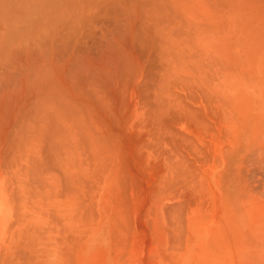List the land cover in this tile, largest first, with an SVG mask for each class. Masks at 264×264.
<instances>
[{
	"label": "bare ground",
	"instance_id": "bare-ground-1",
	"mask_svg": "<svg viewBox=\"0 0 264 264\" xmlns=\"http://www.w3.org/2000/svg\"><path fill=\"white\" fill-rule=\"evenodd\" d=\"M109 7L111 8L109 9ZM100 17L107 19L109 23L111 22V32L117 33L121 39L117 36V38H109L110 40L106 39L104 32L106 27H104V31H102V27L99 28L100 26L98 27L100 35H95L93 23ZM100 25H102V22ZM88 41L90 42L89 46L86 45ZM237 48L241 50L243 57H236ZM85 50H88L86 54L84 53ZM137 50L139 55H143L140 64L139 62L136 63L137 58L134 55V51ZM89 52H94L95 55L91 56ZM133 56L135 57V62H133ZM134 63H136V65ZM148 65L151 66V69H157V73L159 72L158 75H156L157 73L153 71L155 69L152 70L154 74L156 73L155 75L156 77L158 76V78H149V82L153 83L152 87H154V94L150 96L145 92L147 94L145 105L148 104L147 108H149V110L144 105L146 108L144 112H146V110L147 113L150 111V114L148 113L150 118H148L151 120H149L150 125H152L150 128L155 130L154 138L156 139V143L162 142L161 145L164 146L163 141H167L164 137L171 136L168 139L170 141L174 140V143L178 142L176 146L174 145L177 148L180 146V143H187V147H185V144H182V146L184 145L187 151L189 148L190 152L188 154L192 155L191 151L194 148L192 150H190V148L196 147V141L194 142V140H198L199 138L201 139L200 141L203 140L202 144H204V141H207L209 137H207V140L202 139L205 138L206 135L211 134L209 138L213 141L217 137L214 138V135H216V132L220 129L213 126H216L214 122L217 123L216 120L218 119V122H220L217 125L221 123L223 128H221V131H224V134L220 132V138L222 140L224 139L223 142L220 143L227 144V146L221 145L222 150H220L222 158L220 161L216 159L218 158L217 155H214L216 158L212 155V157H214L213 161L216 163L217 160V164L214 165L210 173H206L207 170L204 169L200 170L208 174L205 175L201 173L200 179L204 180L200 182V189L202 190V187H204L203 189L211 194L209 195L207 193L211 202H204L206 197H203L206 194L203 192L202 194L200 192V194L203 196L202 200L204 204L206 203L205 205L210 204L209 207L211 208V204H213L214 209H218L215 211L216 215L213 216L214 219L207 217L209 214L205 217L204 210H202L204 205H202L200 201V207H202L200 208L197 199L194 198V195H196V197L199 195L195 194V192L200 191L197 190L199 189L197 188V183H199L196 178L198 177L197 172L195 171V173L193 171L196 166L193 167L191 163L190 165L193 168L189 165L191 169L186 171L185 168H188L187 164L184 163L186 159L183 157L184 162H182V155H180V159L177 152V158L175 159L174 157L173 159H179L176 161L179 165L178 169L176 168V163L169 166L167 162L163 161L164 159L162 160L164 155H161V158L155 155L158 154L159 151L156 153L157 150L155 149V151L152 149L155 155L154 157H156L155 159L157 160L158 158L162 160L165 166L162 167V169L165 168L164 170H166L167 168L169 169V167L175 166L173 169H170L173 175H171V177H173V181H171L172 188L174 187L173 189L176 190L177 187L181 185V187L184 186L183 188L185 189L180 187L178 189L181 190V193H179L180 191L178 189L177 193H174L169 183V186H167L170 188V193L167 194L171 195L169 199L165 195V192H163L164 195H161L162 192H158L159 189H163L166 186L164 185L166 183H162V188L159 187L158 190H156L158 187L154 185V187H157L154 192H157L156 194H159L161 198L162 196H165L164 198L167 197L168 201L178 198V193L180 194L179 199L176 202L173 201V204H171V202L167 204L164 203L161 206L162 209H160L164 214L162 213V216L157 215L155 219V224L163 226L162 228H164V226L168 228V237L166 236L168 233L167 228L165 229L166 231L164 230V232H166V239L170 237V241H168L174 242L172 244H176V249H178L175 260H172V263L168 262V264H264V189L261 193L255 190L257 189L255 187H261V183H258L261 182L260 180L264 181V177L261 179L260 175V180L256 182L257 178L254 179V174L249 173L251 176L253 174L252 177L254 178H250L256 180L255 182L258 184V186L254 185L255 187L250 185L255 189L250 188L248 184L246 185L249 186V189L246 188V185L244 188V186L240 184V180H238L241 178L240 175L246 173L243 168L244 163L246 164V162H249L251 158L255 159L256 156L260 157V154L264 152V0H0V168L6 163L8 167L11 166L14 176H16L18 180L22 179V181L25 182L22 184L24 190L22 194L24 195V192L28 193H26V200L29 202H26L28 203L27 205H31V202L33 203L34 199L36 200V197L39 196L36 194L39 192V188L42 187L41 184L37 182L41 181L40 183L43 185L47 184L43 175L48 171V176L51 177V179L53 178L54 172L51 173L48 170L51 164L52 167H55L53 163H56L54 169L57 168L58 170L59 167H57V163L59 161H64L63 159L66 158L64 163L65 167H63V169L59 168V174L54 175L61 176L62 173L61 178L64 181L60 179V176L57 177L60 183L62 182L64 184L61 183V185L59 182L56 183L59 185V188L61 186V190L57 189L56 192L59 193V195L61 194L60 191L62 192L61 196L56 193V197H61V199L64 197L69 198L67 194L69 191L71 195L69 196H74L75 198L71 202L73 209H75L74 214L73 212L71 213V220L73 221L75 217L78 221L80 220V222L87 220L86 228L82 229L77 237H71L73 238H70L71 241H69L70 239L68 238V264H118L116 257H113L109 252L112 238L111 234L116 238V232L113 230L115 232H113L114 235L111 233V229L108 226V219L104 214L102 215L99 202L97 201L96 204L92 196L91 198H86L87 200L84 199L79 178H83L84 175H90L93 169H95L96 172L98 169H101L100 148L103 146L101 144L102 137L100 133L98 134L99 136L96 135L98 133L96 130V132L93 130V132H91L90 128L93 126V123L91 125L90 120H92L94 116L92 109L94 108L96 112H98L96 115L103 114L100 109H104V111L107 112L106 115H109L111 109H109V105L106 102L108 100L107 97H110V95L105 94V92L109 90L107 87L116 86V79L118 80L119 78V81L124 84V77H129V79L135 80V83H133L137 87L136 89H138V84L140 88V86H143V83L145 85L147 82L145 78L146 75H144L146 72L144 68L146 67L147 69ZM244 66L246 67L245 74ZM148 71L149 69L147 72ZM216 73H219V78L223 76L225 78L220 80L216 79ZM220 74L223 76H220ZM121 76L124 77L121 78ZM129 79H125L127 80L126 84ZM119 81L116 83L119 84ZM176 83H182L188 86L190 88V94L192 90L194 91L193 94H197L194 95L198 96L204 103H200L204 105L202 108L203 111L201 110L203 105L198 106V108L200 107L198 109L197 104H195L198 99L197 97L192 96V102L194 103L192 107V103L191 105L185 104L180 97L172 93L171 87ZM224 83L227 84L220 88L219 85ZM102 84H106L105 86L107 89L105 86L103 87ZM107 84H109V86H107ZM132 88L134 89L133 86ZM111 89L110 90L113 91V88ZM110 90L108 93H112ZM148 91L149 89L147 92ZM138 92H140V90ZM151 92L153 93V91ZM123 96L121 95V101H124ZM193 97H195V100ZM106 98L107 100L105 102L104 99ZM123 103L124 105L120 107L124 106L125 108V101ZM144 107H142L143 110ZM117 109L121 108L117 107ZM117 111L118 113L120 112L119 110ZM91 112L92 118L89 120ZM103 115L105 116V114ZM174 115H177L178 118L180 117L181 120H184L187 124L193 126L195 124L196 127L198 126L197 128L200 132H204L206 135L204 134L205 136H203L202 134L203 137L201 138V136H195L197 133L195 134L194 130V133L190 130V136H178V134H175L169 129V119ZM122 117L126 116L123 115ZM141 118L145 119L144 116ZM98 120H101L102 123L103 119ZM133 124L130 125L132 126ZM116 125L119 124L116 123ZM95 127L93 126L92 129ZM125 129L128 128L125 127ZM212 129L216 131L213 130L212 132ZM200 132H198V134H201ZM171 134H175V136ZM149 135L150 134H148V136ZM148 136L147 138H149ZM151 137L152 136H150V139ZM148 141L150 142V140ZM149 142L148 145L151 143ZM197 142H199V140ZM108 143H110V141ZM189 143L193 146H190ZM207 143L209 144V142ZM154 144L153 141L152 145ZM165 145L168 146L167 144ZM199 145H201V142L200 144L198 143V147L195 149L197 152H193L200 156L198 159L202 157V160H204L205 157H203V155L206 152L204 151L205 153L202 155L203 150L200 149L202 145ZM213 145L216 147L215 144ZM107 146L108 145H106V147ZM43 147L45 149L47 148V150H44L49 154L45 151L43 152ZM139 147L141 146H138L137 149H139ZM244 147H246V150H249V152L251 151L255 154L254 157L248 159L249 161H247L246 158L250 156L246 155L247 157L244 158ZM209 148H211V144ZM168 149L167 151H169ZM199 149L202 150L200 154ZM105 150H108V148ZM213 150L214 154L217 149L214 148ZM103 151L104 149L102 152ZM109 151L111 150H108V152ZM163 151L165 152V150ZM161 152L160 150L159 155L162 154ZM171 152L173 151L171 150ZM166 154L169 155L168 152ZM168 155L166 156L168 157ZM183 155L187 158V154ZM196 155L195 159L198 160ZM43 156L48 158L47 161H45L46 157L44 159ZM61 157L62 160H59ZM244 159L246 162H244ZM44 161L47 162L48 165L50 164L49 168L46 169L48 165L46 163V166ZM142 161H144L143 158ZM179 161L187 166H184L182 173H180L182 167H180L181 162ZM234 161L235 163L233 164ZM186 162L190 163V161ZM253 162L254 161H252V163ZM60 163L59 165L61 166L62 163ZM182 163L181 166L183 165ZM249 163L251 164V161ZM158 164H160L159 161ZM258 165L260 166L259 162ZM232 166L234 169H232ZM43 167L46 171L43 169L45 172L41 175L44 177L45 183L42 180L43 177L39 174L43 172L41 171ZM148 167L151 168L150 166ZM198 168L200 169L201 167L199 166ZM61 170L62 172H60ZM195 170L198 171V169ZM166 171H160L161 175L159 174V177L164 176L163 172L166 174L170 173ZM173 172L175 174H173ZM50 173L53 175H50ZM167 175L166 177L168 178H165L168 181L170 175ZM232 175L235 178H233ZM229 176H232V178L230 177V179ZM40 177L42 179L39 180L38 178ZM161 177L159 179L155 178L157 179V184L161 183H159ZM57 178L55 177L56 181L58 180ZM177 178L179 180H177ZM6 179V182L9 181ZM47 179L49 178L47 177ZM194 179H196V181ZM81 180L82 182L85 181H83V179ZM248 180L249 183L252 184L250 179ZM13 182L15 183V180H12V183ZM163 182H165V180ZM187 182H195V187L193 183L189 184ZM185 183L187 186L190 185V187L185 186ZM150 186L153 185L150 184ZM13 187L15 188V190L12 188L15 193L13 190H11V192L13 194H18L19 190L15 186ZM48 187L49 186H46V188ZM51 187L52 186H50V192ZM85 187L87 188L88 184L87 186L85 184ZM30 188H34L35 192ZM52 188L54 189V187ZM26 189L28 191H25ZM186 190H188L190 194L187 193ZM41 191L39 193H41ZM182 191H186V195L189 194L187 197L190 198L191 202L188 201L189 199L187 200V197ZM11 192L9 195H12ZM148 192L150 193V191ZM50 194L48 196L52 198L53 196ZM63 194L66 196L62 198ZM151 194L148 196L150 200L152 199V205V201L156 200L157 202V199H154L156 194H154L155 196ZM42 195H40V198L44 197ZM201 195H199L200 198ZM12 196L9 197L11 198ZM185 197L189 203L184 199ZM164 198L161 200H164ZM10 200L11 199H9V201ZM167 200L165 199V201ZM184 201H186L185 203L187 204H185ZM14 202L13 200V204L19 205L17 201ZM191 203H193V205ZM120 205L122 204L120 203ZM14 206L12 207L13 211L19 209L16 208L17 206ZM0 207L7 209L1 188ZM37 207L36 210L38 209ZM92 207L93 210L96 208L98 211L99 216L97 218L94 211L92 212L91 210L90 213L88 210L87 212L84 211V208L92 209ZM151 207V213L153 214L154 207ZM197 207L201 210L199 209L200 211H198ZM210 208H208V210ZM154 209L157 208L155 207ZM51 210L52 209H50V211ZM83 211L84 213H88H85L87 218H85ZM144 211L145 210H143V212ZM150 211L151 210H149L148 213ZM15 212L13 216L14 214L16 215ZM53 212L54 210H52V218L48 215L52 220L55 218L53 217ZM123 212L125 213L124 210ZM210 212L208 211V213ZM151 213H149L150 216L152 215ZM165 214H167V216ZM111 217H113V215ZM17 218H19V215ZM115 218L116 222L119 223L118 217ZM148 219L150 220L149 217ZM14 220L13 222H15ZM54 220L53 223H57V221ZM58 220L57 225L59 226L62 221L60 219ZM16 221H19V219ZM93 221H95V223H93ZM149 222L150 221L147 223L144 222L145 226ZM120 223L118 227H123L120 226ZM212 224L216 228L213 231L211 229L210 240L208 238L209 248L211 243V247L213 246V249L209 250L204 247V244H207L208 241L202 242V240L209 234ZM4 225H6L5 221L0 218V251H2V246L5 243V240L4 243H2V235L4 233L2 230ZM11 225L12 224H10V226ZM53 227L52 225V231ZM62 227L59 226L58 231L61 230L60 232L63 233L65 228L63 227L64 230L62 231ZM154 227L155 226H153V228ZM20 228L24 232L22 225H20ZM147 228L146 226V229ZM8 229L11 228L8 227ZM150 229L149 224V229H147V231L150 232ZM128 230L129 229L126 231L127 233ZM22 231L19 230V235ZM26 231L27 240L34 237L35 230L31 228V226H29V229H26ZM43 231L46 232L45 230ZM60 232H58V234ZM149 232L147 233L149 234ZM62 233L60 234L62 235ZM42 235L40 237H42ZM68 236L69 235H67V237ZM13 237L15 236L13 235ZM18 237L19 236L15 238V243ZM128 237L126 239H128ZM120 241L119 243L122 244V241ZM166 241L167 240H165V242ZM168 241L166 243H168ZM195 241H198V243L194 248L195 250H193L192 256L190 255L189 258L190 247L195 244ZM125 242H129V240H125ZM119 243L117 242L116 244L119 245ZM18 244H21V242ZM172 244H170L172 248L169 247L170 245H166L167 250H169L168 247L170 249L174 248ZM126 245L129 244L126 243ZM158 245L157 243V246ZM13 246L14 242L6 249L11 252ZM28 246L29 244L27 247ZM126 247L127 246L124 248ZM29 248L31 249L32 245H30ZM16 249V254L20 250V253L18 252L19 255L25 256V258L20 259H25V261H23L25 264H65L62 263L56 250H49L46 254L42 252L39 258H31L28 254L29 252L27 253L24 251L22 253L20 247ZM1 253L2 252H0V254ZM125 253L126 252H124V254ZM19 255L17 256L20 257ZM125 255L122 254V258L120 255V258L123 259ZM2 262L3 256L0 255V263ZM144 262L145 261H143V263ZM131 264L138 263L132 262ZM150 264L163 263L160 260H155Z\"/></svg>",
	"mask_w": 264,
	"mask_h": 264
},
{
	"label": "rangeland",
	"instance_id": "rangeland-1",
	"mask_svg": "<svg viewBox=\"0 0 264 264\" xmlns=\"http://www.w3.org/2000/svg\"><path fill=\"white\" fill-rule=\"evenodd\" d=\"M111 7H109V9H110ZM101 22H102V25H100L101 24ZM93 25H94V27L96 28H94V31H95V35L96 36H99L100 35V32H99V28H101L102 29V31H104L103 29H104V27H106L105 28V35H106V39H108V40H110L111 38H117V37H119L120 38V36H118V34L117 33H115V32H111V28H110V25H111V22L109 23V21L107 20V19H105V18H103V17H100V18H97L95 21H94V23H93ZM105 25V26H104ZM100 26V27H99ZM99 27V28H98ZM111 36H113V37H111ZM117 36V37H116ZM110 38V39H109ZM121 39V38H120ZM120 39H118V40H120ZM102 43H103V41H102ZM89 44H90V42L88 41L87 43H86V45H88L89 46ZM91 50V49H90ZM89 50V51H90ZM237 51H236V57H239V58H241V57H243V53L241 52V50L239 49V48H237L236 49ZM88 52V50H85L84 51V53L86 54ZM89 54L91 55V56H94L95 55V53L94 52H92V53H90L89 52ZM138 54V55H137ZM143 54V53H142ZM134 55H135V57L137 58L136 60L134 59L135 57L133 56V62H135L136 61V63H138L139 62V64L141 63V60H142V57H143V55H139V52H138V50L137 51H134ZM136 63H134L135 65H136ZM143 64V63H142ZM134 65V66H135ZM138 65V64H137ZM147 66V65H146ZM149 69V71L147 72V70ZM153 69H155V68H152L151 69V66H149L148 65V67H147V69H146V67L144 68V71H146L145 72V74L144 75H146V84L144 85V83H143V86H140V88H139V84L137 85L138 86V89H136L137 87L134 85V83H135V80H132L131 78L129 79V77H124V76H121V78H123L124 77V84H126V82H127V80H125V79H129L128 80V83L126 84V85H124V84H122L119 80H120V78L119 77H116V78H119L118 80L116 79V82L117 81H119V84L118 83H116L115 82V85L116 86H114V87H110L109 86V84H107V86H109V87H107L109 90L111 89V88H113V91H115V92H118V93H115V92H113V91H111L112 93H108V91L109 90H107L106 92H105V94L107 95H110V97H107L105 94H103L104 96H106L107 98H108V100H107V98L106 99H104L105 100V102H106V100H107V104L109 105V109H111V112H109L108 110H106V111H108L110 114L108 115H106V113L107 112H105L104 111V109H100V111L103 113V114H105V116L103 115V114H97L96 115V113H98V112H96V110L93 108L92 110V112H93V118H95V119H97V120H95V119H93L92 118V112H91V115H89L90 117H89V120H90V118H92V120H90V123H91V125H92V123H93V126L95 127L94 129H92V127L90 128L91 129V132H93V131H97L98 133L96 134V135H98L99 133H100V136L102 137H100L101 139H102V142H101V144L104 146H102L101 148H100V152H101V158H100V163H101V169L99 170L98 169V171L96 172V170L95 169H93V171L91 172V174L90 175H84V177L83 178H79V181L81 182V185H82V196L84 197V199H88V198H91V196L95 199V203L97 204V201L99 202V206L101 205V209H102V215L104 214V216L105 217H107V219H108V226H109V228L111 229V233H113L114 231L113 230H115V232H116V235H117V237L116 238H114V236H112V234H111V237L112 238H114V239H112L111 238V242H110V250H109V252L111 253V255L113 256V257H116V259H117V263L118 264H131L132 262H137L138 264H150V263H152L153 261H155V260H160V261H162V263L163 264H168V262H171L172 263V260H175V258H176V254H177V252H178V249H176L177 247H176V244L174 245V244H172V243H174V242H169L170 241V237L169 238H167L166 239V236L168 237V234H169V230H168V228L167 227H165L164 226V228H162L163 226H160V225H158V224H155V219H156V217H157V215H161L162 216V210H160V209H162L161 208V206L164 204V203H170L171 202V204H173L174 202L173 201H177L178 199H179V193H181V190H179L178 188H180L181 187V185H180V187H177V189L180 191L179 193H178V198H175L174 200H167L168 198H169V196H171L170 194L169 195H167L168 193H170V188L171 189H173L172 188V182L171 181H173V177H171V168L173 169L174 167H169V166H171V164H175L176 163V161H178V160H175L176 158H177V156H176V154L179 156V158H180V155H182V160L184 159L183 157H185V162H184V160L182 161V162H184V163H186L187 164V166H188V168H189V165L192 163V165H193V167L194 166H196L195 168H194V172L196 171L197 172V176L199 177H196L197 178V180H198V182L199 183H197L198 184V186H197V188H199V189H197V190H200L199 192L197 191V192H195V194H199V195H201L202 194V192L203 193H205V194H203V195H205L204 197L201 195V198H200V196L198 195L197 197H196V195H194L195 197L194 198H196L197 199V203H199V207H200V204H201V202H202V205H204L203 206V208L202 207H200V208H202V210H204V215H205V217H206V215L207 214H209V215H207V217H209V218H212V219H214L213 218V216L214 215H216V212L215 211H217L216 209H214V207H213V204H211V208L209 207L210 206V204H207V205H205L206 203H210L211 202V200H209L210 198H209V195H211V194H209L205 189H203L204 187H202V190H204V191H202L201 189H200V182L201 181H203L204 179H200L201 178V173H203V171H200L201 169L203 170H207L206 171V173H210L211 171H212V169L214 168V165H216L217 164V160H216V163H215V161H213V158L217 155V157L218 158H216V159H218V161H220L221 160V150H222V146L224 145V146H227V144L225 145V144H223V143H220V142H223V140L220 138V132L222 133V134H224L223 132V130L221 131V128H222V126H221V123H220V125H217V124H219V122H218V119L216 120L217 121V123L216 122H214V124L216 125V126H213V127H217L218 129H220V130H218L216 133V135H214V141L211 139V138H209L210 137V135L211 134H209V135H206L204 132H200V130L196 127V125L194 124V126L193 125H191V124H187L184 120H181V118L179 117H177V115H174L172 118H170L169 119V122H170V128L169 129H171L170 131H173L175 134H178V136L180 135V136H184V137H187V136H190V130H192L191 132H193V130H194V132H195V136H201V138L203 137V136H205V138H202V139H204V140H207V137H208V140L207 141H204V144H202L203 142V140L202 141H200L201 139H199L198 137V140H199V142H197L198 140H194V142L196 141V144L195 143H193V144H195L196 145V147H191L190 148V150H192L193 148V150L191 151V153H192V155H190V154H188L190 151H189V148H188V151H187V149H185L184 148V145L182 146V144H185V147H187V143H180V146L177 148V147H175L176 146V144L178 143H174L175 141L174 140H169L168 138L169 137H171V136H168V137H164V138H166V140L168 141H163V145L164 146H162L161 144H162V142L161 143H156V139L154 138V134H155V130L152 128H150V127H152V125H150V111H148V113H147V110H146V112H144L145 111V109L148 107L147 105L148 104H146L145 105V100H146V96H147V94L148 95H150V96H152L151 94H154V90H153V88L154 87H152L153 86V83L152 82H149V78H153L154 79V77L155 78H158V76L156 77V75H158V73L156 72V71H158L157 69H155V70H153ZM152 70L153 71H155L156 73V75L154 74V72H152ZM245 70H246V67L244 66V74H245ZM150 74V76H149V74ZM153 73V74H152ZM217 75H216V79H222V78H225L223 75H221L220 74V76H223L222 78H219V73H216ZM153 75H155V76H153ZM182 76H184V75H182ZM131 77V76H130ZM134 79V78H133ZM148 79V80H147ZM123 80V79H122ZM152 80V79H151ZM132 81V82H131ZM123 82V81H122ZM134 82V83H133ZM142 82V81H141ZM140 82V83H141ZM149 82V83H148ZM183 83V82H182ZM182 83H176V84H174L172 87H171V91H172V93H175L178 97H180L183 101H184V103L185 104H190L191 105V103H192V107H193V105H194V103L192 102V96H195V97H197L198 98V96H196L197 94L196 93H194V94H196V95H194L193 94V90H192V93L190 94V92H189V87L188 86H185V85H183ZM230 83V82H229ZM152 84V85H151ZM225 84H227V83H224V84H220L219 85V87L220 88H222V86L223 85H225ZM103 85V84H102ZM106 85V84H105ZM105 85H103V87L105 86ZM150 85V86H149ZM244 85H245V82H244ZM121 86V87H120ZM125 86V87H124ZM132 86L134 87V89L132 88ZM102 87V86H101ZM102 87V88H103ZM119 87V88H118ZM150 87V88H149ZM152 87V88H151ZM187 87H188V89H187ZM101 88V89H102ZM105 88H106V86H105ZM104 88V89H105ZM106 88V89H107ZM115 88V89H114ZM116 88H118V89H116ZM123 88V89H122ZM124 88H125V90H124ZM144 88V89H143ZM146 88V89H145ZM149 89V91L147 92V90ZM117 90V91H116ZM135 90V91H134ZM140 90V92H138ZM190 90V91H191ZM122 91V92H121ZM124 91V92H123ZM137 91V92H136ZM151 91H153V93L151 92ZM141 92H142V94H141ZM147 94H146V93ZM102 93H103V91H102ZM144 93H145V95H144ZM111 94H114V95H111ZM117 94V95H116ZM121 95L124 97V101H125V108H124V106H122L124 109H126V110H124L122 107H120L121 105H124V101H121L122 99V97H121ZM149 96V97H150ZM115 99H114V98ZM195 97H193L194 98V100H195ZM113 98V99H112ZM196 98V99H197ZM200 98H198L197 100H196V103L195 104H197V108H198V106H202L204 103L201 101V99L199 100ZM112 100V101H111ZM118 101H119V103H118ZM143 101H144V103H143ZM200 101V102H199ZM114 104H113V103ZM122 102V103H121ZM198 102V103H197ZM203 103V104H200V103ZM112 103V104H111ZM143 103V104H142ZM143 105V106H142ZM144 105L146 106V108L144 107ZM113 106V107H112ZM117 107H119V108H121V109H117ZM142 107H144V110H143V108ZM204 107V105L201 107V110L203 111V108ZM130 110H129V109ZM196 108V107H195ZM200 108V107H199ZM198 108V109H199ZM114 109H115V111H114ZM148 110H149V108H147ZM117 110H119L120 112L118 113V111ZM122 110V111H121ZM136 110V111H135ZM200 110V111H201ZM94 111H95V113H94ZM99 111V110H98ZM100 111H99V113H100ZM104 111V112H103ZM124 111V112H123ZM125 111H126V113H125ZM90 112V111H89ZM144 112V113H143ZM88 113V112H87ZM116 113V114H115ZM141 113V114H140ZM148 115H147V114ZM88 114H90V113H88ZM88 114H87V116H88ZM112 114H113V116H112ZM126 114V115H125ZM111 115V116H110ZM117 115V116H116ZM126 116V117H122V116ZM146 115V116H145ZM112 117V118H110V117ZM145 117V119L143 120L141 117ZM98 117V118H97ZM102 117V118H101ZM113 117H114V120H113ZM149 117V118H148ZM119 118H120V120H119ZM126 118H128V119H126ZM98 119H103L102 120V123H101V120H98ZM125 119V120H124ZM142 119V120H141ZM107 120V121H106ZM118 120V121H117ZM123 121V124H122V121ZM150 120V121H149ZM92 121V122H91ZM109 121V122H108ZM136 121H139V122H136ZM141 121H143V122H141ZM146 121V122H145ZM149 121V122H148ZM97 122V123H96ZM100 122V123H99ZM116 123H118L119 125H116ZM133 124V123H136V124H133L132 126L130 125V124ZM145 123V124H144ZM96 124V125H95ZM106 124V125H105ZM122 124V125H121ZM125 124V125H124ZM105 125V126H104ZM110 125V126H109ZM136 125V126H135ZM145 125V126H144ZM192 126V128H191V126ZM222 125L224 126V124L222 123ZM220 126V127H219ZM125 127L126 128H128V129H125ZM130 127V128H129ZM144 127V128H143ZM194 127V128H193ZM100 128H101V130H100ZM149 128V129H148ZM98 129V130H97ZM123 129V130H122ZM201 129H203V128H201ZM223 129V128H222ZM93 130V131H92ZM129 130H131V131H129ZM196 130H199V131H196ZM213 130L214 129H212V132H213ZM246 130V129H245ZM244 130V131H245ZM95 131V132H96ZM202 131V130H201ZM214 131H216V130H214ZM103 133V135H102V133ZM152 132V133H151ZM154 132V133H153ZM193 132V133H194ZM198 132H200L201 134H198ZM246 132V131H245ZM172 133V132H171ZM93 134H95V133H93ZM148 134H150L149 136H148ZM175 134L173 135V134H171L172 136H175ZM202 134H203V136H202ZM205 134V135H204ZM208 134V133H207ZM214 134H215V132H214ZM221 134V135H222ZM149 137V138H147V136ZM99 136V135H98ZM150 136H152L151 137V139H150ZM166 136V135H165ZM99 138V139H100ZM103 138H105V139H103ZM107 138V139H106ZM139 138V139H138ZM162 138V137H161ZM223 138V137H222ZM146 139H148V140H150V142L148 141V140H146ZM154 139V140H153ZM211 139V140H210ZM219 139V140H218ZM221 139V140H220ZM140 140V141H139ZM162 140H164V139H162ZM210 140V141H209ZM100 141V140H99ZM110 141V143H108ZM153 141H154V145H152L153 144ZM148 142L150 143V145H151V147H150V145H148ZM157 142H159V141H157ZM170 142H171V144H170ZM200 142H201V145H199V146H201V148L200 149H202L203 150V153H202V150H200L199 151V154L200 153H202V155H203V157H205L204 158V160H205V162H204V160H202L203 158L201 157V158H199L198 159V157H200L199 155H196L193 151H195V149L198 147L197 145H198V143L200 144ZM207 142H209V144L207 143ZM217 142H218V144H217ZM140 143H143V144H140ZM145 143V144H144ZM167 144L168 146H166L165 144ZM174 143V144H173ZM136 144V145H135ZM138 144V145H137ZM140 144V145H139ZM160 144V145H159ZM190 144V146H193V145H191V143H189ZM208 144V145H207ZM211 144V148H209V145ZM213 144H215V146L216 147H214V145ZM99 145H100V143H99ZM106 145H108L109 147H111V148H109L108 146L106 147ZM144 145V146H143ZM174 147H173V146ZM220 145V146H219ZM222 145V146H221ZM136 146V147H135ZM138 146H141V147H139V149H137V147ZM154 146V147H153ZM173 148H175V149H173ZM189 146V147H190ZM208 146V147H207ZM46 147V146H45ZM99 147V146H98ZM156 147V148H155ZM161 149H160V148ZM165 147V148H164ZM169 149H168V148ZM182 147H183V149H182ZM215 149H217V151L215 150V153L213 154V152H214V148ZM220 147V148H219ZM108 148V150H111V151H109L108 152V150H105V149H107ZM140 148H142V149H140ZM145 148H147V149H145ZM171 148V149H170ZM210 150H209V149ZM43 149V152L45 151V150H47V148L45 149L44 147L42 148ZM45 149V150H44ZM104 149V151L102 152V150ZM151 149V150H150ZM152 149L153 150H155L156 151V153H158V151H159V153H160V150L162 151L161 153L162 154H160L159 155V153L158 154H155V155H158V156H160L161 157V155H164L163 157L164 158H162V160L163 161H165V162H167V165H169L168 167H169V169L167 170L168 172H170V173H167V174H169V175H167L166 173H164L163 172V175L164 176H160L161 177V179H160V181H159V183L160 184H157V179H159L160 177H159V174H160V171L162 172V171H166V170H164L165 168H163L162 169V167H165L164 165H163V162H162V160L161 159H158L157 158V160L155 159L156 157H154L155 155H154V152H152ZM167 149L169 150V151H167ZM184 149H185V151H184ZM221 149V150H220ZM244 158H246L247 156L246 155H248V156H250L249 158L247 157L246 158V160L247 161H249L248 159H250L251 157H254V153L253 152H249V150H246V147H244ZM142 150V151H141ZM163 150H165V152L163 151ZM171 150L173 151V152H171ZM177 150V151H176ZM179 150V151H178ZM208 150V151H207ZM141 151V152H140ZM205 151V152H204ZM211 151V152H210ZM45 152H47V151H45ZM111 152V153H110ZM143 152V153H142ZM169 153V155L168 154H166V153ZM171 152V153H170ZM177 152V153H176ZM185 152V153H184ZM195 152H197V151H195ZM48 153V152H47ZM150 153V154H149ZM151 153H152V155H151ZM173 153V154H172ZM181 153V154H180ZM187 154V158H186V156H184L183 154ZM249 153H250V155H249ZM253 153V154H252ZM260 153H262V152H260ZM49 154V153H48ZM139 154V155H138ZM194 154V155H193ZM45 155L47 156V154L45 153ZM144 155V156H143ZM166 155H168V157L166 156ZM173 155V156H172ZM195 155L197 156L196 158L199 160V162H198V160H196L195 159ZM208 155V156H207ZM210 155V156H209ZM212 155L214 156V157H212ZM253 155V156H252ZM261 155V156H260ZM259 156L260 157H258V156H256V160L254 159V158H251L250 159V161H251V164L249 163V162H246V160L244 159V162H246V164L244 163V165H243V168L245 169H243L246 173H243L242 175H240L241 176V178H239L238 180H240L239 182H240V184L242 185V186H244V188H245V185L246 184H248L249 186L251 185H257L258 186V184H260L261 185V187L259 188V187H255V188H257V189H255V188H253V187H251L250 186V188H252V189H255V190H258L259 191V193H261L262 191H263V189H264V181H262V180H260V178L262 179L263 177H264V165H262V164H264V152H263V154H260ZM46 156H43L44 157V159H45V157ZM64 156V155H63ZM147 156V157H146ZM150 156V157H149ZM157 156V157H158ZM166 156V157H165ZM49 157H50V155H49ZM65 157V156H64ZM63 157V158H64ZM159 157V158H160ZM169 157H171V158H169ZM175 157V159H173ZM142 158H143V160L144 161H142ZM145 158V159H144ZM150 160H149V159ZM166 158V159H165ZM190 158V159H189ZM209 158V159H208ZM47 157H46V159H45V161H47ZM148 160V163H147V160ZM168 159V160H167ZM181 159V158H180ZM192 159V160H191ZM259 159H260V161H259ZM263 159V160H262ZM59 160H62V157H61V159H59ZM58 160V161H59ZM64 161H57L58 163H57V167H59L60 169H63V167H65L64 166V163H65V161H66V158L65 159H63ZM209 160V161H208ZM44 161V162H45ZM49 161V160H48ZM115 161V162H114ZM151 161V162H150ZM158 161L160 162V164H158ZM186 161H190V163L188 162H186ZM252 161H254L253 163H252ZM263 161V162H262ZM62 164H61V163ZM179 162H181V161H179ZM178 162V163H179ZM181 162V163H182ZM202 162H204V163H202ZM256 162V163H255ZM258 162H259V164H260V166L258 165ZM8 163V162H7ZM43 163V162H42ZM46 163L47 162H45V165H46ZM59 163L61 164V166L59 165ZM145 163H147V164H145ZM151 163V164H150ZM155 163L156 165H158V166H156L155 164L153 165V164ZM181 163H180V167H182V169L180 170V173H182V170H184V166H186V165H184L183 163V165L181 166ZM215 163V164H214ZM235 163V161L233 162V164ZM262 163V164H261ZM54 165L53 166H55L56 167V163H53ZM150 164V165H149ZM213 164V165H212ZM253 164V165H252ZM47 165H48V163H47ZM46 165V166H47ZM50 165V164H49ZM49 165L46 167V169L47 168H49ZM59 165V166H58ZM153 165V166H152ZM165 165H166V163H165ZM172 165V166H173ZM176 165V168L178 169V164L176 163L175 164ZM254 167H252V166ZM148 166H150L151 168H149ZM186 166V167H187ZM201 167L200 169L198 168V167ZM209 166H211V167H209ZM257 166H259V167H257ZM263 168H262V167ZM51 167H52V164H51ZM50 167V168H51ZM55 167H52V169L50 170V168L48 169L51 173H53L54 175H56V174H59L58 172V170H60L59 168H58V170H57V168L56 169H54ZM153 167V168H152ZM190 167H192L191 165H190ZM192 167V168H193ZM204 167V168H203ZM155 168V169H154ZM185 168L186 169V171L187 170H190L191 168ZM254 170H252V169ZM46 171V169L43 167L42 169H41V171H43V172H40L39 174H40V176H42L43 174L42 173H44L45 171ZM157 169H159V170H157ZM195 169H198V171L197 170H195ZM232 169H234L233 168V166H232ZM151 170V171H150ZM155 170V171H154ZM170 170V171H169ZM220 170V169H219ZM250 170V171H249ZM251 170H252V172H251ZM256 170V171H255ZM262 170V171H261ZM40 171V170H39ZM38 171V172H39ZM56 171V172H55ZM166 171V172H167ZM174 171V170H173ZM221 171H222V168H221ZM47 173L46 174H44L43 176L45 177V181L47 182V184H45L46 186H49L48 188H46V186L45 185H43L42 183H40V182H37V183H39V184H41V188H39L40 190H39V192L41 191V189L43 188V190H44V192H43V190L41 191V193H39L38 192V188L36 189L37 190V194L36 195H39V196H37L36 197V200L34 199V202L32 203L31 202V205H27L28 203L27 202H29L28 200H26V197H27V192H24L25 194L23 195L22 193H23V187H22V184H23V182L24 181H22V179L21 180H18L17 178H16V176H14V173H12V169H11V166L10 167H8V165H6V163H5V165L3 166V167H1L0 168V188L2 189V192H3V194H4V201H5V203H6V205H7V209L6 208H3V207H0V218H2L4 221H5V223L7 222V223H9V228H11V229H9V237L10 238H12V239H14V246H13V249H12V251L10 252V251H8L7 249H8V246L10 245H6L5 244V247H3L1 250L2 251H0V252H2L0 255H2L3 256V262L2 263H0V264H25V263H23V261H25V259L24 260H20V259H22V258H25V256H21V255H19V253L17 252V254L15 253L16 252V248H18L19 249V247L22 249L21 251H22V253L25 251V252H29L28 254L31 256V258L32 257H37V258H39V257H41V254H42V252H44L45 254L49 251V250H51V251H55L56 250V253H57V255L59 256V258L62 260V263H65V264H68V258H67V256L69 255V250H68V247H69V241H71V239H73L74 237H77V235L78 234H80L81 233V230L82 229H84V228H86V226H87V220H85L84 222L82 221V222H80V220L78 221V219L75 217L74 219H73V221L71 220V213L73 212V214H74V211H75V209H73V207H72V200L73 199H75L74 198V196H72V197H70L71 195H70V193H69V191H68V193L66 192V191H64L65 193H67L68 194V197L69 198H66V197H64V196H66V195H64L63 194V196H62V198L63 199H61V197H56V191H57V189L58 190H61V186H60V188H59V185L58 184H56V183H58L59 182V184H61L60 183V181H59V179L57 178L58 176H60V175H58V176H54L53 174H51L50 173V175H53L52 177L54 178V180H53V178L51 179V177H49L48 175V171H46ZM60 172H62V170L60 171ZM193 172V173H194ZM195 172V173H196ZM216 172H218V171H216ZM230 172V171H229ZM255 172V173H254ZM260 172V173H259ZM175 173H176V171H175ZM174 172H173V174H175ZM177 173H178V171H177ZM179 173V174H180ZM205 172L203 173V174H205V175H208V174H206ZM249 173H253L254 174V176H255V178L254 177H252L253 176V174H252V176H251V174L249 175ZM257 173H259V174H257ZM38 174V175H39ZM42 174V175H41ZM167 176H169L170 178L168 179V181H167V179L166 178H168V177H166V175ZM247 174H248V176H247ZM99 175V176H98ZM112 175V176H111ZM161 175V174H160ZM178 175V174H177ZM182 175V174H181ZM194 175V174H193ZM196 175V174H195ZM200 175V176H199ZM261 175V177L259 178V176ZM42 176V177H43ZM49 178V179H47V177ZM152 176H156V177H152ZM173 176V175H172ZM176 176V175H175ZM233 176V175H232ZM232 176H229V178L231 177L232 178ZM11 177H13V178H11ZM44 177H43V179L40 177V178H38L39 180L40 179H42L43 180V182H44ZM55 177L58 179L57 181H56V179H55ZM62 177V173H61V176H60V179H62L61 178ZM159 177V178H158ZM166 177V178H165ZM177 177V176H176ZM250 177H252V178H254V179H256V180H254V179H252V178H250ZM7 178V179H6ZM11 178V179H10ZM151 178V179H150ZM152 178H154V179H152ZM155 178H157V179H155ZM162 178H163V181L165 180V182H163L162 181ZM165 178V179H164ZM202 178H203V176H202ZM230 178V179H231ZM233 178H235L234 176H233ZM5 179L6 180H9V181H5ZM81 179H83V181L85 180L86 181V183H85V181L84 182H82V180ZM99 179V180H98ZM175 179V178H174ZM199 179H200V181H199ZM248 179H250V182L252 183V184H250L249 183V180ZM264 179V178H263ZM12 180H15V183L13 182L12 183ZM105 180V181H104ZM177 180H179L178 178H177ZM189 180V179H188ZM195 181H196V179H194ZM236 180H237V177H236ZM241 180H242V182H241ZM258 180H260L261 182H259L258 184L256 183V182H258ZM62 181H63V179H62ZM167 181V182H166ZM190 181V180H189ZM232 181H233V179H232ZM256 181V182H255ZM10 182V183H9ZM64 182V181H63ZM88 182V183H87ZM235 182V181H234ZM9 183V188H8V186H7V184ZM25 183V182H24ZM45 183V182H44ZM86 184V186H87V184H88V189L85 187V184ZM162 183H166V184H164V185H166L163 189H159V187H161L162 188V186H163V184ZM171 184V187L169 188V187H167V186H169L168 184ZM187 183H189V184H191V183H195V182H187ZM62 184H64V183H62ZM61 184V185H62ZM94 186H93V185ZM150 184L151 185H153V186H150ZM186 184V183H185ZM38 185V184H37ZM36 185V186H37ZM154 185H156L155 187H154ZM6 186H7V188H6ZM13 186H15L18 190H19V193L16 195V194H13L12 192H11V190H13L12 188H14ZM50 186H52V187H54V189L51 187V192L53 193H51L50 192ZM92 186H93V188H92ZM185 186H187V184L185 185ZM189 187H190V185H188ZM187 186V187H188ZM249 186H247L246 185V188H248ZM38 187V186H37ZM168 189H167V188ZM184 186H182L181 188L182 189H184L183 188ZM194 187H195V184H194ZM6 188V189H5ZM36 188V187H35ZM104 188V189H103ZM153 189V190H151V189ZM157 188V189H156ZM186 188V187H185ZM192 188H193V185H192ZM259 188V189H258ZM25 189V188H24ZM30 189H32L34 192H35V190H34V188H30ZM62 189H64V188H62ZM91 189V190H90ZM155 189L156 190H158V192L160 191V192H162V194L161 195H164L163 194V192H165V195L168 197H166V198H164L165 196H162V198H164V200H161L162 198H161V196L158 194H156L154 191H155ZM174 190V193H177V191L178 190ZM189 189V188H188ZM194 189V188H193ZM193 189H192V191H193ZM249 189V188H248ZM7 190V191H6ZM14 190H15V188H14ZM14 190H13V192H14ZM185 190V189H184ZM25 191H28L27 189L25 190ZM90 191H92L93 192V194H92V192H90ZM148 191H150V193L148 192ZM152 191V192H151ZM176 191V192H175ZM187 191V193H189L190 194V192H188V190H186ZM186 191H182V193L184 192V194H185V192ZM195 191V190H194ZM206 191V192H205ZM10 192H11V194L13 195H9L10 194ZM42 192H43V195H42ZM51 194H50V193ZM86 192V193H85ZM154 192V193H153ZM200 192H201V194H200ZM15 193V192H14ZM27 193V194H26ZM60 195H59V193H57L59 196H61L62 195V192L60 191ZM148 193V194H147ZM151 193H153V194H151ZM209 195H208V194ZM52 195L53 197L51 198V197H49L48 195ZM154 195V194H156V196L154 197V199H157V202H156V200H153L152 202V205H151V200L149 199V196L148 195ZM188 194V195H189ZM8 195V196H7ZM40 195H42V196H44V197H42V198H40ZM45 195H46V197H45ZM70 195V196H69ZM86 197H85V196ZM88 195V196H87ZM188 195H186L185 194V196L187 197ZM207 195H208V197H207ZM9 196H12L11 198L9 197ZM18 198H17V197ZM173 196H175V195H173ZM48 197V198H47ZM186 197L184 198L185 200H186ZM202 197L203 198H205V200H204V202H206L205 204H204V202H203V200H202ZM258 197H260V196H258ZM15 198H17V199H15ZM45 198V199H44ZM50 198V199H49ZM150 198H153V197H150ZM172 198H174V197H172ZM9 199H11L10 201H9ZM16 202H18L17 204H19V205H16V204H13V200ZM18 199H20V200H18ZM43 199V200H42ZM86 199V200H87ZM165 199L167 200V201H165ZM170 199V198H169ZM189 199V200H188ZM207 199H208V201H207ZM66 200V201H65ZM158 200H160V201H165V202H160V201H158ZM187 200L189 201V202H191L190 201V198L189 197H187ZM186 200V201H187ZM10 203H9V202ZM27 201V202H26ZM42 201V202H41ZM148 201V202H147ZM150 201V202H149ZM155 201V202H154ZM186 201H184V203L186 202ZM187 201V202H188ZM201 201V202H200ZM14 202V203H15ZM40 202V203H39ZM188 202V203H189ZM120 203L122 204V205H120ZM148 203V204H147ZM149 203H150V205H149ZM165 204V205H166ZM185 204H187V203H185ZM192 205H193V203H191ZM17 206L16 208H19L18 210L16 209L15 211H13L12 210V207L13 206ZM157 205V206H156ZM164 205V206H165ZM168 205H170V204H168ZM14 206V207H15ZM30 206V207H29ZM34 206V207H33ZM38 208L37 210H36V207ZM150 206V207H149ZM151 206H153L154 208L156 207L157 209H154L153 208V214L151 213L152 212V209H150V208H152ZM208 206V207H207ZM32 207H33V209H32ZM51 207V208H50ZM147 207V208H146ZM148 207H149V209H148ZM199 207H197L198 208V211H200L201 209L199 208ZM27 208V209H26ZM29 208V209H28ZM145 208V209H144ZM196 208V207H195ZM208 208H210L209 210H208ZM13 209H15V208H13ZM48 209H49V211H50V209H52V210H54V212H53V217H55L54 219L57 221V223H53V220L51 219L52 218V210L49 212L48 211ZM86 209V210H85ZM200 209V210H199ZM206 209V210H205ZM221 209V208H220ZM87 210H88V212L90 213V211L92 210V212L94 211L95 212V214H96V218L99 216L98 215V211H97V209L95 208L94 210H93V207H92V209H88V208H84V211H86L87 212ZM123 210L125 211V213L123 212ZM143 210H145L144 212H143ZM149 210H151L149 213H151L152 215L150 216L149 215V213H148V211ZM213 210V211H212ZM84 211H83V213H84ZM197 211V212H198ZM208 211L210 212V213H208ZM16 213V215H17V217H18V215H19V218H17L16 217V215L14 214V216L16 217V219L14 220V216H13V213ZM18 212V213H17ZM41 212V213H40ZM45 212V213H44ZM85 212V213H86ZM202 212V211H201ZM200 212V213H201ZM49 213V214H48ZM84 213V214H85ZM29 216H28V215ZM43 214H44V216H43ZM50 214H51V216H50ZM86 214H88V213H86ZM86 214L84 215L85 216V218H87V216H86ZM124 214H125V218H124ZM146 214V215H145ZM164 214V213H163ZM32 215V216H31ZM48 215H49V217H51V218H49L48 217ZM113 215V217H111ZM115 215V216H114ZM117 215V216H116ZM166 216H167V214H165ZM165 215H163V216H165ZM14 217V218H13ZM56 217H57V219H56ZM115 217H118L117 219L121 222H119L121 225L120 226H123V227H118V222H116V218ZM148 217L150 218V220L148 219ZM64 218H66V219H64ZM84 218V219H85ZM115 218V219H114ZM19 219V221H16V220H18ZM22 219V220H21ZM58 219H60L61 221V223L59 224V226L60 227H62V225H63V227L65 228V231H63L64 230V228L62 227L61 229H62V231H63V233L62 232H60V231H58L59 229V226L57 225L58 224ZM147 219V220H146ZM170 219V218H169ZM13 220L15 221V222H13ZM51 220V221H50ZM54 220V221H55ZM145 220V221H144ZM96 221V220H95ZM95 221H93V223H95ZM127 221V222H126ZM148 221H150L148 224H146V226L148 227L147 229H149V224H150V232L149 231H147V229H146V226H145V223H147ZM165 221H166V219H165ZM48 222H49V224H48ZM145 222V223H144ZM153 222V223H152ZM17 223V224H16ZM10 224H12L11 226H10ZM32 224V225H31ZM20 225H22V228H23V230H24V232L22 231V229L20 228ZM26 225V226H25ZM52 225L54 226L53 227V231H52ZM162 225V224H161ZM29 226H31V228H33L34 230H35V232H34V237H32L30 240H27V236H26V229H29ZM153 226H155L154 228H153ZM43 228V229H42ZM45 228V229H44ZM50 228V229H49ZM124 229V231H123V229ZM167 228V235L165 236V234H166V232H164V230ZM215 226H213V224L210 226V232H209V234H207L204 238H203V240H202V242H207L208 241V243L207 244H204V247H206V249L208 248L209 250L210 249H213L212 247H211V245H212V243H211V245H210V248H209V240H210V233L213 231V230H215ZM127 229H129L128 230V233H130V234H128L126 231H127ZM155 229V230H154ZM211 229H212V231H211ZM19 230H21L22 232L20 233V235H19ZM43 230H45L46 232H44ZM131 230V231H130ZM145 230H146V233H145ZM15 231V232H14ZM166 231V230H165ZM37 232V233H36ZM58 232H60V233H62V235L59 233L58 234ZM114 232V233H115ZM147 232H149V234L147 233ZM14 233V234H13ZM26 233V234H25ZM38 233H42V234H38ZM114 233H113V235H114ZM128 234V236H127V234ZM13 235L15 236V237H13ZM42 235V237H40ZM67 235H69L68 237H67ZM17 236H19L18 238H17V242L15 243V238L17 237ZM33 236V235H32ZM63 236V237H62ZM128 237V239H126L127 237ZM148 236V237H147ZM151 236H153V237H151ZM165 236V237H164ZM22 237V238H21ZM43 237H45V238H43ZM66 237H67V239H66ZM71 237H73V238H71ZM25 238V239H24ZM43 238V239H42ZM56 238V239H55ZM58 238H59V241H58ZM70 240H69V239ZM153 238H155V239H153ZM208 238H209V240H208ZM24 239V240H23ZM66 239V240H65ZM69 240V241H68ZM122 241V244H120L119 243V241ZM125 240H129V242H125ZM148 242H146V241ZM150 242H149V241ZM154 240V241H153ZM165 240H169L168 241V243H166L165 242ZM26 241H28V242H26ZM120 241V242H121ZM152 241V242H151ZM21 242V244H18V243H20ZM119 243V245H121V246H119L118 244H116V243ZM146 242V243H145ZM126 243L127 244H129V245H126ZM157 243L159 244L158 246H157ZM160 243H161V245H160ZM166 243V244H165ZM172 244L173 246H174V248L173 249H170V248H172L171 247V245L170 244ZM198 243V241H195V244H193L191 247H190V254H189V258H190V255L192 256V253L194 252L193 250H195L194 248L196 247V244ZM29 244V246L30 245H32V248L30 249L29 248V246L27 247V245ZM146 244V245H145ZM148 244V245H147ZM112 245V246H111ZM116 245H118V246H116ZM168 245H170L169 247H168V249L169 250H167V246ZM125 246H127L126 248H124ZM145 246V247H144ZM16 247V248H15ZM63 247H64V249H63ZM111 247H112V249H111ZM136 247V248H135ZM7 248V249H6ZM158 248V249H157ZM163 248H165V249H163ZM16 249V250H15ZM63 249V250H62ZM145 249V250H144ZM153 249V250H152ZM150 250H151V252H150ZM175 250V251H174ZM146 251V252H145ZM124 252H126L125 254H124ZM146 254H145V253ZM15 253V254H14ZM68 254V255H67ZM122 254L123 255H125L124 257H123V259H121L122 258ZM14 255H15V257H14ZM17 255H19L20 257H18ZM24 255V254H23ZM120 255H121V258H120ZM17 257V258H16ZM144 257V258H143ZM6 258H7V260H6ZM121 260H120V259ZM146 259V260H145ZM142 260V261H141ZM38 261H39V259H38ZM141 261V262H140ZM143 261H145L144 263H143ZM37 262V261H36Z\"/></svg>",
	"mask_w": 264,
	"mask_h": 264
},
{
	"label": "crops",
	"instance_id": "crops-1",
	"mask_svg": "<svg viewBox=\"0 0 264 264\" xmlns=\"http://www.w3.org/2000/svg\"><path fill=\"white\" fill-rule=\"evenodd\" d=\"M8 227H9V223L6 222V225H4V228L2 230L4 232L3 235H2V237H3L2 243H4V240H5V243L4 244H6V245L7 244L9 245V244H11V243L14 242L13 241L14 239L12 240V238H10L9 235H7V233L9 234ZM6 236H7V238H6ZM4 244H3L2 248L5 247Z\"/></svg>",
	"mask_w": 264,
	"mask_h": 264
}]
</instances>
